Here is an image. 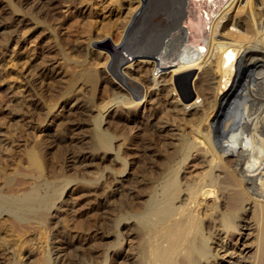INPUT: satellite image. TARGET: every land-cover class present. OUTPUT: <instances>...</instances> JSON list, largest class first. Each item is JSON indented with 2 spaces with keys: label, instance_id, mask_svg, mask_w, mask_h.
<instances>
[{
  "label": "bare ground",
  "instance_id": "obj_1",
  "mask_svg": "<svg viewBox=\"0 0 264 264\" xmlns=\"http://www.w3.org/2000/svg\"><path fill=\"white\" fill-rule=\"evenodd\" d=\"M36 1L39 16L64 6ZM115 1L117 15L128 10L130 22L120 45L96 41L107 49L103 67L80 65L51 78L64 83L58 95L71 101L44 130L59 152L70 148L63 161L55 165L52 150L37 145L26 152V169L0 189V264H264V0ZM89 7L79 6L77 16ZM18 21L17 28L28 24ZM128 47L149 51L136 60ZM94 49L90 55L101 58ZM125 55L131 59L121 72L139 99L111 73ZM37 73L46 82L47 72ZM97 85L100 104L92 97ZM72 170L74 177L101 170L72 190L106 200L87 197L77 221L56 220L68 232L56 228L58 244L49 252L41 244L35 257L24 236L57 200L54 188L42 193L37 181L67 179ZM111 231L132 242L127 254L122 244L104 245ZM25 244L31 249L22 256Z\"/></svg>",
  "mask_w": 264,
  "mask_h": 264
},
{
  "label": "rangeland",
  "instance_id": "obj_2",
  "mask_svg": "<svg viewBox=\"0 0 264 264\" xmlns=\"http://www.w3.org/2000/svg\"><path fill=\"white\" fill-rule=\"evenodd\" d=\"M60 1L64 6L62 9H60L58 14L50 16H39L35 7L37 4L36 0H0L1 190H5L6 187L3 185L5 184L7 179L14 177L18 178L20 176L18 173L22 172L23 169H26V152L37 145L41 144V146H46L48 150H52V153H54L52 157L55 165L63 161L65 151L70 148L64 146L59 152L58 149L55 148V143H53V141L49 139L50 137L44 135V130L49 127L52 128L53 123H58V119L62 114L65 113V103H70L71 101H66V98L64 96L58 95L59 92L57 90L60 89V86H64V83L62 81H54L51 78H54L61 71H70L71 69L80 70L82 66L100 70L103 67V63L105 62L106 55L104 53L107 51V49L103 48L99 44H96V41L101 42L103 40H110L112 44L120 45L122 43L124 32L130 22V15L128 10L123 9L120 15H117L119 11L118 7H116L115 0ZM84 3L90 5L87 13H85V15L83 16H79V14L77 16L78 7L82 6ZM138 5L139 3L133 4V7H137ZM125 7H128V4L125 3ZM112 9H114L115 11L113 14H111ZM21 18L28 21V24L17 28V23L19 22L18 20H20ZM36 29H40V31H42L41 34H37ZM14 30H19V32H17L16 34ZM104 30H110L109 38H104ZM94 42V47L91 50H93L94 48L95 51L98 50V52L101 53V58L97 59L96 56H92L89 53L92 52L90 48L92 43ZM75 45L81 46V48L74 51L73 49H71V47L73 48V46ZM86 48H88V50H86ZM144 50H146V52ZM144 50H139V47L137 49L128 47L127 55L130 53L135 56L134 59L141 60L143 59L142 56L147 55L149 51L146 48H144ZM98 52L96 51V53ZM127 55H125V58L127 57ZM66 58H69L70 60L68 61ZM130 59L126 58L123 62L118 64V67L116 68H114L111 64L110 69H115H111V73H113V76H115L116 81L123 84L126 88L130 89L129 91H132L131 94L135 99H139L142 94H140V91L137 88L134 89L128 84V82H126V77L121 72V69L126 66V63ZM80 65L82 66L80 67ZM41 70H43L45 73L47 72L48 74L47 78L45 77L46 82L43 83L42 81H39L42 80V78H39L37 73ZM38 83L41 84L39 85ZM78 87L75 86L74 88L76 94L83 95L84 92L83 90H81L82 87ZM96 87L97 88L95 89V95L92 97L95 98L96 103L100 104L102 101L100 99H97L99 85H97ZM88 96L90 95L88 94ZM144 115L145 114H143V116ZM93 116H97V113H93ZM90 120H92V118ZM70 137H73V135H70ZM108 167L109 169H112L110 165ZM88 170L95 172L97 171V168H90ZM100 172L98 174L96 173L98 176L94 173L92 174V176L89 175V177L86 175L84 177L77 176V178L74 177L77 173L72 170L68 174L74 175L67 179L57 178L56 180L48 179L47 181L44 178H41V180L38 179L37 182L38 184H40L42 193L51 192L54 188L53 190H55V197L57 199H55L56 201L53 204L54 208L56 205L59 206L61 204L59 203V201H61L62 199H68L70 202L67 201L69 203H66L67 205L64 206V210H61V212L55 211L52 207L47 216L46 214H44L47 219L43 215L42 217L45 220H36V222H33V224L30 225L32 228L28 227L30 228L31 232L28 229L29 232L24 236V239L26 240L27 238V240L32 241L30 243L36 244H32V249L31 246L29 249H27L26 246L30 244L26 243L27 245H24L26 249L24 248V253L22 254V256L26 252H29L30 249L33 250V246H35L34 250L39 249L35 251L33 250V254L35 255V257L40 256L43 249V247L40 246L41 244H45L44 246L47 247L46 249H48L49 252L52 246H56L58 244L56 243L59 239L58 236L60 235L58 234V232L67 231L65 224L63 223L64 227H61L62 223L56 222V220L61 221V219L66 215V217L69 216L71 219H76L75 221H77L78 217L84 214L88 210V206H90L85 205L87 204V199H93L95 203L97 202L96 200L100 202L106 200V198H104L102 194H97L93 197L92 195L82 196L83 194L80 196V193H76V191L73 192L74 188L77 187L76 183H82V181H93L95 180V176L97 179L99 175H102V172ZM90 176L93 180L90 178ZM69 179L76 180H73V183L71 182L69 186L66 187L65 183ZM103 179L101 178L100 181H102ZM29 182L30 181H28V183ZM84 182L82 184H84ZM28 183L26 184V186L30 185V183L29 185ZM3 187L5 188L3 189ZM62 187L63 189H61ZM58 188L61 190H59ZM56 189L59 193H61V196L59 193H57ZM22 191L23 189L21 187L19 193H21ZM83 199L85 200V202L83 201ZM111 200L113 199L111 198ZM4 214L5 213H3V215ZM57 215L59 216L56 217ZM52 216H54V218ZM84 216L85 215H83V218ZM87 217L88 215L85 218ZM74 220L72 221V223H74ZM116 220H113L114 223L111 222V225H115L117 222ZM54 222H56V224ZM125 232L127 231L125 230ZM116 235V232L111 231L109 234V238L104 241V243H108L104 245L110 247L111 250V245H113L112 248L115 247L116 249L119 244H122L120 245V247L123 246V250H125L124 253L127 254L132 246V242H128L130 240L126 235H124L123 239L120 235V238L117 237V239ZM40 238L43 239L41 240ZM41 241H43L44 243H42ZM68 246L69 243L65 245V247ZM126 247H128L129 249ZM8 249L9 250L5 251L7 254L11 251V248ZM127 249L128 251H126ZM49 256L51 257L50 253ZM22 258L23 260L21 261L26 262V257ZM122 262H125L124 264H129L126 260H123ZM86 263L90 264V262ZM92 263L95 264V261ZM96 264L98 263L96 262Z\"/></svg>",
  "mask_w": 264,
  "mask_h": 264
}]
</instances>
